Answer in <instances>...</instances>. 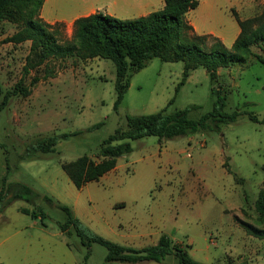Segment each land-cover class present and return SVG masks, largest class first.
<instances>
[{"label": "rangeland", "instance_id": "obj_1", "mask_svg": "<svg viewBox=\"0 0 264 264\" xmlns=\"http://www.w3.org/2000/svg\"><path fill=\"white\" fill-rule=\"evenodd\" d=\"M138 3L143 7H136ZM162 4L163 0H49L42 15L68 20L85 7L125 19ZM263 9L264 0H198L185 18L197 34H211L230 47L239 31L233 13L243 19ZM57 23L52 27L58 42L70 41L72 26ZM22 26L19 18L0 19V86L5 91L21 79L30 91L10 97L0 110V188L2 182L22 183L33 193L29 201L12 200L0 211V264H179L172 254L161 262H104V246L83 244L71 227L69 234L60 230L66 216L58 203L67 205L89 230L122 245H150L166 234L203 264H264V238L250 231L264 227L255 205L264 188V123L247 114L258 119L264 115V42L251 45L243 62L219 67L214 80L203 67L190 70L177 89L182 61L152 57L132 74L114 110L111 60L48 57L25 72L30 41L7 40ZM215 90L225 96L223 110L241 112L219 131L129 140L131 151L117 157L115 169L81 188L62 169L82 155L97 161L101 141L125 127L126 115L164 107L173 112L195 104L199 108L189 116L197 118L212 109ZM78 130L58 139L53 150L32 147L43 137ZM24 208L45 216L32 218Z\"/></svg>", "mask_w": 264, "mask_h": 264}, {"label": "trees", "instance_id": "obj_2", "mask_svg": "<svg viewBox=\"0 0 264 264\" xmlns=\"http://www.w3.org/2000/svg\"><path fill=\"white\" fill-rule=\"evenodd\" d=\"M44 0H0V19L15 21L19 18L23 26L7 38L8 41L20 43L30 41V54L24 67L33 68L48 57L65 58L76 55L80 58H105L113 62L115 67V100L116 110L126 92L130 77L143 68L152 57L163 61H182L181 80L176 89L187 78L189 71L203 67L210 80H214L219 67H228L236 62H243L251 54V45L264 42V9L257 15L239 18L235 13L239 31L230 47L211 34H197L186 20L185 14L198 5V0H163L161 8L133 18L119 19L100 11H94L79 16L72 23L71 40L61 44L56 38V30L52 24L45 22L39 12ZM59 24V23H55ZM210 41L208 44L207 41ZM32 57V58H31ZM33 83V81H32ZM29 88L18 80L10 89L3 90L0 86V110L9 98L15 95L26 96ZM216 97L210 111L192 118L189 113L199 108L192 104L182 109L168 112L165 107L148 114L126 115L125 127H118L100 143L95 161L87 155L62 165V169L76 188H81L87 182L98 180L112 170L117 157L131 151L129 140L153 135L158 140L172 139L203 130L219 131L222 124L235 121L241 114L237 110H223L225 96L215 90ZM173 102V97L166 107ZM254 122L264 123V115L258 119L254 114L247 113ZM102 122L88 129L98 127ZM81 131L46 136L36 140L34 150L47 152L60 138H67ZM116 141H121L114 143ZM264 169V163L262 164ZM32 190L22 183L2 182L0 188V211L15 199L30 200ZM48 203H53L48 196H43ZM259 212V222L264 220V188L256 200ZM65 213L64 222L59 224L61 231L70 233V227L78 235L83 244L89 246L96 242L104 246L107 253L104 262L137 263L152 260L161 262L168 254H172L179 264H203L192 258L187 252V246L173 242L166 234H161L155 244L134 247L126 246L106 239L81 224L72 210L65 204H56ZM32 218L43 220V211H28ZM249 230V229H248ZM252 234L264 238L263 228H250Z\"/></svg>", "mask_w": 264, "mask_h": 264}, {"label": "crops", "instance_id": "obj_3", "mask_svg": "<svg viewBox=\"0 0 264 264\" xmlns=\"http://www.w3.org/2000/svg\"><path fill=\"white\" fill-rule=\"evenodd\" d=\"M47 1H49V0H44V2H43V4H42V7H41V9H40V12H39V16H40L45 22H47V23H49V24H54V23H57V22H63V23H65V24H67V25H71V26H72V23H73L74 19H76L77 17H79V16H84V15H87V14H89V13H91V12L96 11V9H93V8L88 9V8H85V7H84V10H83L82 12H77V13L73 14V16H71V18L68 19V20H67V18L61 17V16H59V15H55V16H53V17L47 19L45 16L42 15L43 5H44ZM143 5H144V4L138 3L136 7H143ZM162 5H163V4H162ZM82 9H83V8H82ZM146 13H148V12H144V14H146ZM141 15H143V14H141ZM115 166H116V165H115ZM114 169H115V167H114L112 170H114ZM110 171H111V170H110ZM154 244H155V243H154Z\"/></svg>", "mask_w": 264, "mask_h": 264}]
</instances>
